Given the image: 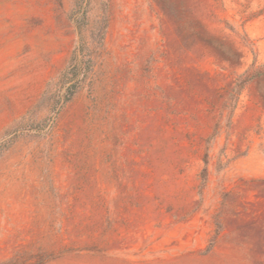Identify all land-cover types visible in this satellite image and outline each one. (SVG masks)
<instances>
[{"label":"rangeland","instance_id":"374dc122","mask_svg":"<svg viewBox=\"0 0 264 264\" xmlns=\"http://www.w3.org/2000/svg\"><path fill=\"white\" fill-rule=\"evenodd\" d=\"M0 264H264V0H0Z\"/></svg>","mask_w":264,"mask_h":264},{"label":"trees","instance_id":"16d2710c","mask_svg":"<svg viewBox=\"0 0 264 264\" xmlns=\"http://www.w3.org/2000/svg\"><path fill=\"white\" fill-rule=\"evenodd\" d=\"M71 88H73V87H71ZM72 92H73L72 89H69L68 95H70Z\"/></svg>","mask_w":264,"mask_h":264}]
</instances>
